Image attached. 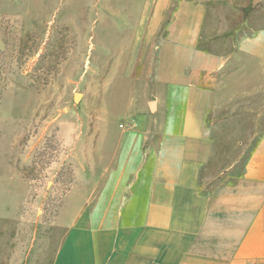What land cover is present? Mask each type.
Masks as SVG:
<instances>
[{"label":"crops","instance_id":"crops-1","mask_svg":"<svg viewBox=\"0 0 264 264\" xmlns=\"http://www.w3.org/2000/svg\"><path fill=\"white\" fill-rule=\"evenodd\" d=\"M124 1L139 5V31L104 69L127 85L131 124L101 132V170L66 195L47 264H264V110L244 163L218 155L238 129L212 123L264 103L263 0ZM107 105L85 106L103 119Z\"/></svg>","mask_w":264,"mask_h":264},{"label":"rangeland","instance_id":"rangeland-1","mask_svg":"<svg viewBox=\"0 0 264 264\" xmlns=\"http://www.w3.org/2000/svg\"><path fill=\"white\" fill-rule=\"evenodd\" d=\"M112 3L109 12L90 0H0V264L48 263L62 202L85 175L101 170V132L109 127L116 138L131 124L122 114L127 85L104 68L122 43H133L141 9ZM263 13L253 12V28L262 26ZM98 96L109 104V118L86 110V100L94 105ZM262 110L264 103L219 110L212 123L238 130L218 136L219 145L228 144L218 155L229 161L232 152L245 162Z\"/></svg>","mask_w":264,"mask_h":264},{"label":"water","instance_id":"water-1","mask_svg":"<svg viewBox=\"0 0 264 264\" xmlns=\"http://www.w3.org/2000/svg\"><path fill=\"white\" fill-rule=\"evenodd\" d=\"M80 98H81V95L80 94L76 95L75 96V101H78Z\"/></svg>","mask_w":264,"mask_h":264}]
</instances>
